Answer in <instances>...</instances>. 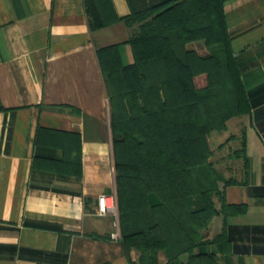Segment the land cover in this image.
<instances>
[{
  "label": "crops",
  "instance_id": "0c3cea01",
  "mask_svg": "<svg viewBox=\"0 0 264 264\" xmlns=\"http://www.w3.org/2000/svg\"><path fill=\"white\" fill-rule=\"evenodd\" d=\"M85 1L0 0V264H140L120 241L118 212L97 213L98 195L116 194L97 50L118 44L132 62L137 24L122 18L141 2L94 0L112 21L93 29ZM223 12L246 109L209 134V160L232 180L218 182L223 201L245 210L226 215L214 195L218 213L191 255L264 264V0H226ZM242 139L246 159L232 156ZM158 261L167 264L162 252Z\"/></svg>",
  "mask_w": 264,
  "mask_h": 264
},
{
  "label": "trees",
  "instance_id": "16d2710c",
  "mask_svg": "<svg viewBox=\"0 0 264 264\" xmlns=\"http://www.w3.org/2000/svg\"><path fill=\"white\" fill-rule=\"evenodd\" d=\"M145 1L122 18L137 24L126 41L132 62L123 63L118 44L97 50L110 107L120 241L127 254L140 252V264H160L159 252L167 264L183 253L190 254L187 264H212L208 255L191 254L218 213L213 196L226 215L245 210L223 201L218 182L232 180L209 160L207 140L246 109L226 0ZM85 4L91 28L112 21L92 11L94 0ZM244 146L242 139L232 156L246 159Z\"/></svg>",
  "mask_w": 264,
  "mask_h": 264
},
{
  "label": "built area",
  "instance_id": "2783aa9c",
  "mask_svg": "<svg viewBox=\"0 0 264 264\" xmlns=\"http://www.w3.org/2000/svg\"><path fill=\"white\" fill-rule=\"evenodd\" d=\"M117 205L116 199L112 195L100 194L97 197V213L99 215L104 214H116ZM113 238H117V234L112 235Z\"/></svg>",
  "mask_w": 264,
  "mask_h": 264
},
{
  "label": "rangeland",
  "instance_id": "374dc122",
  "mask_svg": "<svg viewBox=\"0 0 264 264\" xmlns=\"http://www.w3.org/2000/svg\"><path fill=\"white\" fill-rule=\"evenodd\" d=\"M146 2V4H148L147 2H148V0L147 1H145ZM153 199V198H152ZM154 200V199H153Z\"/></svg>",
  "mask_w": 264,
  "mask_h": 264
}]
</instances>
